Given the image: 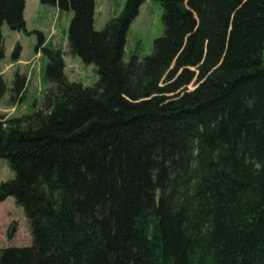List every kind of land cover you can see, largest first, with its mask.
Segmentation results:
<instances>
[{
  "label": "trees",
  "instance_id": "trees-1",
  "mask_svg": "<svg viewBox=\"0 0 264 264\" xmlns=\"http://www.w3.org/2000/svg\"><path fill=\"white\" fill-rule=\"evenodd\" d=\"M40 1L73 11L69 48L99 80L70 81L26 0H0V61L4 23L36 34L51 84L42 107L0 113L15 173L0 202L16 199L33 236L0 264H264V0H159L164 34L129 61L144 0L101 30L97 0ZM27 88L17 71L12 99Z\"/></svg>",
  "mask_w": 264,
  "mask_h": 264
},
{
  "label": "rangeland",
  "instance_id": "rangeland-1",
  "mask_svg": "<svg viewBox=\"0 0 264 264\" xmlns=\"http://www.w3.org/2000/svg\"><path fill=\"white\" fill-rule=\"evenodd\" d=\"M126 0H97L95 10V27L104 28L106 23L117 17L124 8ZM59 17L58 34L50 35L55 16ZM163 6L159 0H144L140 13L128 30L124 60L129 61L133 53L141 59L153 52L154 40L165 31ZM73 11H56L55 5L44 4L40 0H27L28 30H41L45 33L50 46L61 48L66 61V74L70 81L94 85L99 80L95 64L85 63L82 58L71 52L68 45V27ZM5 56L0 61L1 77L5 81L6 90L0 97V113L7 116H17L32 112L36 107H42L46 92L51 86L46 77L48 58L38 54L36 46L38 36L24 31L11 30L7 23L2 27ZM53 36V37H52ZM20 45L22 47L21 61L14 59L13 52ZM17 71L33 73L31 83L23 99H12L14 75ZM32 75V74H31ZM196 87L195 83L189 90ZM37 106H34V103ZM15 173L6 158H0V183L14 178ZM33 243L30 222L24 208L19 206L13 196L0 202V249L9 246H29Z\"/></svg>",
  "mask_w": 264,
  "mask_h": 264
},
{
  "label": "crops",
  "instance_id": "crops-1",
  "mask_svg": "<svg viewBox=\"0 0 264 264\" xmlns=\"http://www.w3.org/2000/svg\"><path fill=\"white\" fill-rule=\"evenodd\" d=\"M55 9H56V11H59L60 9H59V7L58 6H55ZM26 10H27V0H26V8H25V12H26ZM55 21H54V23H53V25H52V29H51V32H50V35H53V36H55V35H57L58 34V31L56 32L55 30H54V28L57 30L58 29V25H59V17L57 16V14H56V16H55ZM26 22H27V19H26ZM27 27H29L28 26V23H27ZM52 36V37H53ZM22 59H21V57H20V59L18 60V61H21ZM1 73L3 74V72H0V75H1ZM32 74V75H31ZM28 75H29V81H28V83H29V85H30V83H31V78L33 77V73L31 72H29L28 73ZM67 75V74H66ZM50 84V83H49ZM29 87V86H28Z\"/></svg>",
  "mask_w": 264,
  "mask_h": 264
}]
</instances>
